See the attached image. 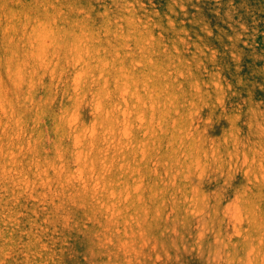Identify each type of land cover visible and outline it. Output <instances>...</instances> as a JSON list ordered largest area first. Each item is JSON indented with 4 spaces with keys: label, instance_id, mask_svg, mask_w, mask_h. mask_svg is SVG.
Instances as JSON below:
<instances>
[{
    "label": "rangeland",
    "instance_id": "rangeland-1",
    "mask_svg": "<svg viewBox=\"0 0 264 264\" xmlns=\"http://www.w3.org/2000/svg\"><path fill=\"white\" fill-rule=\"evenodd\" d=\"M0 264H264V0H0Z\"/></svg>",
    "mask_w": 264,
    "mask_h": 264
}]
</instances>
